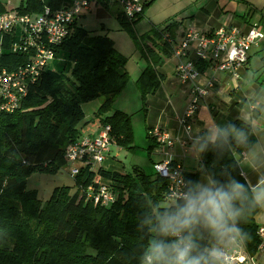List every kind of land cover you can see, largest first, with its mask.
<instances>
[{
    "label": "trees",
    "instance_id": "trees-1",
    "mask_svg": "<svg viewBox=\"0 0 264 264\" xmlns=\"http://www.w3.org/2000/svg\"><path fill=\"white\" fill-rule=\"evenodd\" d=\"M70 1L20 0L15 10L35 15L46 7H65ZM94 2L109 9L108 0ZM150 3L144 4L143 12ZM113 4L117 8L111 12L120 29L134 37L146 62L135 81L145 106L146 97L161 84L157 68L173 55L176 25L167 22L134 34V26L142 20L143 13L129 21L120 6ZM6 11L0 0V15ZM14 39L12 33H0V69L12 70L28 60L26 54L11 50ZM54 50L55 58L35 83L27 85V93L16 108L0 111V264H139L141 253L152 238L146 221H154L157 210L163 213L166 208L183 203L182 199L168 197V182L153 168L147 173L136 163L129 169L107 170L99 166L96 171L91 166H81L73 177L74 190L65 185L55 187L44 201L35 189H27V179L32 174H56L68 165L66 147L80 137L94 136L82 133L90 121L110 127L112 145L127 151L136 148L131 114L113 107L129 83L130 74L127 58L116 49L111 36L103 28L95 32L75 23ZM193 63L199 72L209 66L199 59ZM95 98L101 99V105L90 121L83 122L80 103ZM229 125L246 134V143H238L232 136L227 142H207L200 155L199 170H183L186 191L199 174L221 182L229 177L246 182L238 156L253 142L251 128L241 120L228 123L225 129ZM146 138L150 156L153 148L161 144L148 131ZM99 184L114 196L108 205L96 204L87 195L89 186L97 190ZM242 208L238 226L248 236L244 241L237 238L236 242L254 257L261 243L255 222L260 207L246 202ZM194 237L201 248L212 247L211 242H215L203 228H197Z\"/></svg>",
    "mask_w": 264,
    "mask_h": 264
},
{
    "label": "built area",
    "instance_id": "built-area-1",
    "mask_svg": "<svg viewBox=\"0 0 264 264\" xmlns=\"http://www.w3.org/2000/svg\"><path fill=\"white\" fill-rule=\"evenodd\" d=\"M108 1L118 4L124 16L131 21L143 13L147 0ZM93 2L94 0H72L65 7L56 10L46 7L43 12L35 15L20 14L13 9L0 15V33L15 35L11 50L28 56L27 62L21 66L12 70L0 69V111L11 112L16 108L19 99L27 93V85L35 83L44 67L55 58V46L65 40L73 25L90 10V4ZM262 41L264 24L261 22H254L245 30L229 25L220 26L210 32L193 29L184 32L177 41L173 56L178 59L175 67L176 76L182 84L191 86L188 106L179 117V123L184 127L185 133L191 132V120L199 109L200 101L208 93L207 87L195 82L199 71L193 60L206 61L215 71L228 72L236 84L239 79L238 71L248 61L250 50L259 47ZM211 85L212 83H209L208 86ZM148 133L162 147H171L175 142V138L161 127H153ZM112 144L109 126L101 127L94 136H83L69 144L65 150V157L72 166L70 175L74 177L81 166L87 165L94 169L93 164L103 163L111 151ZM157 151H160V148ZM164 156V159L153 162L152 168L159 177L168 182V197L180 199L186 192L183 168L173 164L169 152H164ZM87 195L94 203L102 205H108L114 199L113 194L102 184H99L97 190L89 186ZM257 234L261 239L258 250L262 251L264 227H259ZM236 243L240 246L238 242ZM223 251L224 264H244L248 261L255 264L253 257L245 256L238 248Z\"/></svg>",
    "mask_w": 264,
    "mask_h": 264
},
{
    "label": "crops",
    "instance_id": "crops-1",
    "mask_svg": "<svg viewBox=\"0 0 264 264\" xmlns=\"http://www.w3.org/2000/svg\"><path fill=\"white\" fill-rule=\"evenodd\" d=\"M150 1L151 3L144 10L142 17V21L148 22L146 31L151 26L158 25L150 16V10L158 0H147L146 3ZM195 1L197 10L195 12L188 11L187 13L190 14L181 23L175 22L174 38L176 41L180 40L188 29L210 32L220 26L231 25L245 30L254 22L264 24V0ZM110 5L114 6L115 4L108 2L109 9L101 6L104 10H114L110 8ZM89 11H91V8ZM85 13L82 15L83 17H85ZM100 14L104 15V12L101 11ZM80 20L77 23L84 27L79 23ZM184 24L188 26H184ZM168 61L172 62L171 75L178 82H170L168 80L169 76L160 71L164 66L157 68L158 73L162 76L161 84L147 98L154 97L158 103L162 101L163 106L158 118L151 122L155 126L147 125L145 128L146 131H149L153 127H161L175 138V142L168 148L160 145V151L156 150L153 160H162L165 158L164 152H169L172 155L173 164L181 166L187 173H194L200 168V155L202 152L200 151V145L205 143L204 138L209 134V130L216 126L225 128L228 123L241 120L250 126L253 142L247 150L238 156L240 158L239 166L249 187L254 186L258 179L264 178V41L260 43L259 47L250 50L248 61L238 71L239 79L236 84L228 72L215 71L210 65L199 72L195 82L200 86L207 87L208 93L200 101V107L191 120L192 129L189 134L185 133L184 127L179 123V117L185 110L186 103H188L191 86L182 84L175 74L178 59L172 55ZM209 83H212V85L208 86ZM179 93L184 97L181 110H178L174 104H170L172 98ZM100 128L97 124L96 129L90 133L88 132V134L96 135ZM112 156H114L113 162L118 163L119 160L115 155ZM255 222L259 227H264V207H260L259 212L255 215ZM216 243V241L211 242V245L216 246ZM218 246L226 250L238 248L243 251L245 256H248L245 250L236 242ZM253 258L255 264H264V250L258 251ZM244 264L252 263L248 261Z\"/></svg>",
    "mask_w": 264,
    "mask_h": 264
},
{
    "label": "clouds",
    "instance_id": "clouds-1",
    "mask_svg": "<svg viewBox=\"0 0 264 264\" xmlns=\"http://www.w3.org/2000/svg\"><path fill=\"white\" fill-rule=\"evenodd\" d=\"M229 136L241 144L247 141L246 134L235 125L226 129L216 126L209 130L200 151L207 142H227ZM180 199L183 203L166 208L163 213L157 210L154 221H146L152 238L147 241L139 264H224L225 253L218 245L247 238L248 234L238 226L242 206L250 202L264 207V178L251 188L232 177L224 182L207 178L205 184H192ZM197 228L205 229L216 246L201 248L194 237Z\"/></svg>",
    "mask_w": 264,
    "mask_h": 264
},
{
    "label": "rangeland",
    "instance_id": "rangeland-1",
    "mask_svg": "<svg viewBox=\"0 0 264 264\" xmlns=\"http://www.w3.org/2000/svg\"><path fill=\"white\" fill-rule=\"evenodd\" d=\"M1 2L5 5L7 10H15L20 4V0H1ZM90 8L91 11L86 12L84 15L85 17L82 16V19H79V23L82 24L87 30L95 32H99L102 28H105L103 29V32H107L111 36V38L114 40L116 49L127 58L126 69L130 74V81L115 100L113 107L114 109H121L131 114L135 137L134 143L136 146L133 151H127L124 149L121 150L115 145H112L110 155L105 158L103 163L93 164L94 171H96L99 166H102L107 170H113L115 168L121 169L122 167L129 169L131 165L136 163L147 173H151V164L156 162L155 159L153 160V155L156 154V150H158L159 147H154L151 152L152 155H148L146 148L149 144V140L146 138L145 127L147 125L155 126L152 125L153 123L151 122L158 118L163 106L162 101L158 103L154 97H146L145 106L143 105L140 100V94L136 87L135 81L142 72L141 69H144V64L146 66V62L141 56L134 37L129 32L120 29L119 23L111 11L104 10L101 5H96L94 2L90 4ZM110 8L115 9L117 7L116 5H110ZM196 10L197 7L195 0H158L153 4L150 10V16L152 20L158 24L156 26H159L160 24L163 25L167 22L178 21L181 23L182 21L186 20L184 18L190 14L187 13L188 11L195 12ZM101 11L104 12V15L100 14ZM142 20L135 24L133 30L134 34L140 35L146 32V29L148 28V22H144ZM184 26L188 25L184 24ZM168 59L169 58L164 59L163 64L161 65V67H164L160 71L169 76L168 80L170 82L176 83L178 81L174 76L171 75L172 62H169ZM178 89H180V87H178ZM170 104H174L178 110H181L184 104V97L181 93H179L172 98V102H170ZM187 104L188 103H186L185 110L188 106ZM100 105V98L81 102L80 107L83 113L82 121H90L95 112L99 109ZM96 126V122L90 121L82 128V133L88 134V132L90 133L94 131ZM112 155H115V157L119 160L118 163L113 162L114 156ZM71 167L72 166L68 164L61 168L56 174L34 173L27 179V189H35L38 192V197L42 201L50 197L55 187L65 185L70 186L71 190H74V179L69 173ZM207 178H209L207 175L199 174L196 183L205 184L207 183ZM168 203L170 202H166V204Z\"/></svg>",
    "mask_w": 264,
    "mask_h": 264
}]
</instances>
